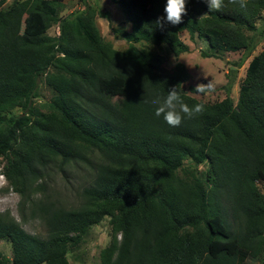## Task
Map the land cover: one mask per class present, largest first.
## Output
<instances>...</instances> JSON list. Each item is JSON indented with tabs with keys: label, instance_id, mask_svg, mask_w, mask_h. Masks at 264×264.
<instances>
[{
	"label": "trees",
	"instance_id": "16d2710c",
	"mask_svg": "<svg viewBox=\"0 0 264 264\" xmlns=\"http://www.w3.org/2000/svg\"><path fill=\"white\" fill-rule=\"evenodd\" d=\"M66 1L24 0L4 10L8 0H0L1 175L25 203L32 191H43L36 184L49 168L65 172L84 163L90 182L82 195L89 203L70 208L46 197L39 206L45 238L26 233L9 214L0 216V240L11 243L13 255L9 261L0 252V264H70V251L106 217L113 233L101 264L259 260L264 47L248 64L237 103L231 83L224 87L226 98L214 104L190 98L180 87L190 107L202 104L204 110L172 127L155 116L151 101L191 78L182 63L163 68V52L177 58L189 52L181 40L185 32L215 51L243 52L242 66L258 45L250 34L258 31L264 0H224L211 12L204 0H186L183 22L163 27L157 21L166 19V0H113L131 24V31L116 33L128 44L124 52L102 36L93 7L61 18ZM55 25L60 35L51 37ZM143 42L150 49L137 46ZM42 80L54 92L46 112L35 105ZM15 109L21 115L13 116Z\"/></svg>",
	"mask_w": 264,
	"mask_h": 264
},
{
	"label": "rangeland",
	"instance_id": "374dc122",
	"mask_svg": "<svg viewBox=\"0 0 264 264\" xmlns=\"http://www.w3.org/2000/svg\"><path fill=\"white\" fill-rule=\"evenodd\" d=\"M24 0H8L4 6V10L8 9L13 3ZM91 6L97 13L98 28L105 40L112 44L113 48L118 52H124L128 44L119 38L116 33L119 30L126 29L131 31V24L127 21L122 8L114 4L113 0H67L62 8L59 16L61 18L71 17L72 15L83 11L86 7ZM27 18L23 20V28H25ZM258 31L251 33L257 42L255 51L249 58H246L242 64L245 55L243 52L226 53L218 52L208 46L206 42L195 38L191 40L187 32L181 35V40L189 47V52L182 54L178 58L174 55L162 53L165 57L163 68L171 71L179 62L182 63L190 73V80L183 85L188 97L196 99L204 104H214L226 98V90L224 87L231 83V96L235 103L239 97L240 84L246 76V69L253 57L258 55L264 47V14L257 23ZM48 34L51 37H58L60 31L58 26L49 29ZM139 48L148 50L150 44L143 42L137 45ZM212 83L213 89L209 93L196 94L190 88H196L197 85H208ZM39 97L35 100V105L43 112V106L50 103L54 92L45 84L44 80L40 82ZM21 109H15L13 116L21 115ZM93 160H98L95 152L88 153ZM0 216L9 214L15 219L20 227L28 234L40 238L48 235V229L42 219L41 208L42 201L46 197L51 201H55L66 207H75L86 205L88 200L82 195L83 189L88 186L90 179V168L84 163L65 167V172L54 166L47 170L45 177L36 185H41L42 190L32 191L31 200L23 203L20 194L14 192L10 187L7 179L1 175V170L5 165V160L0 157ZM187 163H191L187 161ZM201 171L205 170V166L200 167ZM264 193L263 185H260ZM40 191V192H39ZM113 226L110 217H106L99 225L94 226L85 241L81 243L79 249L70 251L67 258L70 264H101L100 252L110 245L112 240ZM121 232L118 233V241H121ZM0 252L9 261L12 260L11 243L7 240H0ZM245 264H264V256L259 260L249 259Z\"/></svg>",
	"mask_w": 264,
	"mask_h": 264
},
{
	"label": "clouds",
	"instance_id": "9594fccd",
	"mask_svg": "<svg viewBox=\"0 0 264 264\" xmlns=\"http://www.w3.org/2000/svg\"><path fill=\"white\" fill-rule=\"evenodd\" d=\"M207 4L210 12L213 10L219 11L224 7V0H204ZM235 2V0H233ZM245 5L241 2V7ZM165 17H160L157 23L163 27L165 23L171 25H179L183 22V17L187 15V3L186 0H166V6L164 9ZM183 85H178L168 91V94L163 99L155 98L151 101L155 105V116H163L164 120L169 126L179 127L185 117L194 118L196 115L201 114L204 110V105L196 104L189 106L178 91ZM213 85L200 84L197 85L196 94H204L212 91Z\"/></svg>",
	"mask_w": 264,
	"mask_h": 264
}]
</instances>
